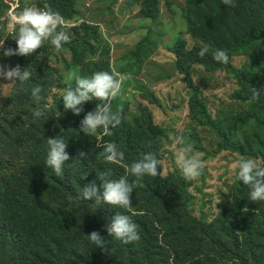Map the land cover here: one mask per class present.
Segmentation results:
<instances>
[{
    "label": "trees",
    "instance_id": "obj_1",
    "mask_svg": "<svg viewBox=\"0 0 264 264\" xmlns=\"http://www.w3.org/2000/svg\"><path fill=\"white\" fill-rule=\"evenodd\" d=\"M135 1L147 18L159 19L161 0ZM239 5L246 23L230 33L228 43L213 42L205 56L200 57L198 53L204 46L187 49L186 41L179 39L171 52L181 73L190 74L199 65L213 73L223 71L236 81L237 87L224 104L226 115L212 119L206 106L195 97L190 106L192 116L218 134L221 151L262 157L260 165L264 166V0H239ZM149 39H144L133 53L141 62L148 61L157 51L156 45L148 52L144 50ZM216 50L227 51L228 64L213 59ZM234 56H246L247 61L236 68L231 63ZM81 63L82 59L75 54L74 66ZM251 88L261 92L258 101H251ZM112 109L121 111L122 122L109 129L112 135L105 136L104 144L116 143L124 153V164L129 166L141 159L142 154L154 153L159 161L158 176L142 178L132 193L130 210L105 204L96 206L78 198L86 183L97 180L109 169L112 179L126 177L132 182L135 177L122 165L107 163L99 154L102 148L97 147L98 139L79 131L82 119L92 110L84 109L77 116L61 106L58 130L48 138L60 135L67 144L70 160L63 166V175L57 177L47 167L48 138H43L31 150L32 170L26 173L27 177L22 176V181L34 187L39 196L47 191L65 193L78 205L70 210H57L32 197L29 190L8 188L0 198L4 209L0 228L17 247L10 264H264V201H251L250 189L239 180L234 185V197L241 207L234 209V229L228 218L214 227L195 218L189 211L187 180L178 172L163 176L160 161L166 130L154 124L148 109L143 110V117L136 123L129 121L128 110L121 107L120 101H113ZM82 152L85 155L80 156ZM245 204H252V211L243 208ZM242 208L247 214L245 218L238 217ZM116 214L128 215L138 225L141 237L138 242L125 245L107 235L105 225ZM93 231L105 238L107 254L89 242L87 235Z\"/></svg>",
    "mask_w": 264,
    "mask_h": 264
},
{
    "label": "rangeland",
    "instance_id": "obj_2",
    "mask_svg": "<svg viewBox=\"0 0 264 264\" xmlns=\"http://www.w3.org/2000/svg\"><path fill=\"white\" fill-rule=\"evenodd\" d=\"M39 1V7L48 3L64 17L66 23L60 30L68 34L69 42L57 50L50 40L45 41L31 56L3 55L5 49L17 48V33L9 26L10 21L5 19L0 5V41L4 40L0 65L29 67L32 73L23 83L8 84L9 81L0 79V198L8 188L17 186L29 190L32 197L51 208H75L77 201L68 194L47 191L39 196L34 187L23 183L22 176L27 177L26 173L32 170L31 150L39 140L56 134V113L63 106V90L74 87L77 77H90L98 71L131 73L132 79L122 86V95L111 104L120 101L121 107L128 110L131 123L141 119L143 110L148 109L154 124L166 130L160 161L164 177L173 172L182 175L176 164V152L181 146L176 143L177 138L183 137L193 144L194 154L202 160L204 168L200 177L187 181L189 211L213 227L228 218L234 229V209L241 207L234 197V185L239 181L238 162L254 158L262 164V157L221 151L218 134L210 126L199 124L190 106L196 97L212 119L219 120L226 115L224 104L237 87L236 81L223 71L213 73L199 65L190 74L181 73L171 47L179 39L186 41L187 49L196 45L210 48L213 42L228 43L230 33L246 23L239 0H234V7L224 5L223 0H161L157 20L147 18L135 0ZM148 37L144 50L148 52L156 45L157 51L148 61L141 62L133 53ZM75 54L82 59L79 66L73 64ZM246 61V56L231 58L236 68ZM34 86L42 88L43 101L37 102L31 97ZM100 103L93 100L82 107L94 111ZM37 109L44 115L36 117ZM94 136L99 145L104 144L106 135L102 128ZM251 206L245 204L243 208L252 211ZM245 209L238 217H247ZM3 210L0 203V215ZM168 251L171 250L168 248ZM16 254L12 237L0 228V264H10Z\"/></svg>",
    "mask_w": 264,
    "mask_h": 264
},
{
    "label": "clouds",
    "instance_id": "obj_3",
    "mask_svg": "<svg viewBox=\"0 0 264 264\" xmlns=\"http://www.w3.org/2000/svg\"><path fill=\"white\" fill-rule=\"evenodd\" d=\"M223 4L235 6L234 0H223ZM10 20V27L17 33L15 38L17 48L15 50L5 49L3 51L5 57L13 55L31 56L43 46L45 41L49 40L57 50L61 49L64 43L69 42L68 34L60 30L66 23L64 17L58 11L53 10L48 3H45L42 8L25 6L22 10L13 12L10 15ZM3 48L4 40L0 41V49ZM208 51L209 48L205 45L198 54L200 57H204ZM213 59L222 64L229 63V56L225 50H216ZM31 75L29 67L21 69L19 65L15 67L0 65V79L9 81L8 84L17 81L23 83L28 81ZM131 79V73L120 74L98 71L90 77H77L74 87L70 86L63 90L62 102L65 111H71L77 116L83 111L82 106L85 102L93 100L102 102L96 105L94 111L88 112L84 116L81 121L80 132L86 136H92L102 128L104 135H112L109 129H115L121 124L122 113L119 109L115 111L112 109L111 101L122 95L124 82ZM251 90V101H258L261 92L254 88H251ZM41 93L42 88L40 86H34L31 89V97L37 102L45 99ZM34 115L41 117L44 112L37 109ZM56 115L59 117L60 113L58 112ZM176 143L181 145L176 152V164L180 168L184 179L187 181L196 180L203 172L204 164L202 160L194 154L193 144L187 142L183 137H178ZM47 145L49 150L46 165L59 177L63 175L64 164L70 160V156L66 151L67 144L58 135L55 138H48ZM97 147L102 148L99 154L107 163L122 165L127 173L135 177V180L129 182L126 177H121L118 180L112 179L111 170L109 169L97 177L99 183H97V180L86 183L78 198L92 201L96 206L105 204L130 210L132 207V193L142 178L145 175L158 176V159L154 153L148 152L142 154L141 159L129 166L124 164V153L119 150L116 143L108 142L97 145ZM83 155L85 153H80V156ZM87 176L88 174L85 173V177ZM238 179L250 189L249 198L251 201H264V166L260 165L256 159L243 158L238 162ZM104 230L108 236L114 237L125 245L138 242L141 239L138 233V225L133 222L130 216L124 214H116L108 219ZM87 238L96 248L107 254L106 240L98 231L91 232L87 235Z\"/></svg>",
    "mask_w": 264,
    "mask_h": 264
},
{
    "label": "built area",
    "instance_id": "obj_4",
    "mask_svg": "<svg viewBox=\"0 0 264 264\" xmlns=\"http://www.w3.org/2000/svg\"><path fill=\"white\" fill-rule=\"evenodd\" d=\"M0 5L3 8L5 19L9 20L10 23H11L10 15L13 12L22 10L23 7L25 6H34V7L42 8L38 6V3L35 0H0Z\"/></svg>",
    "mask_w": 264,
    "mask_h": 264
}]
</instances>
